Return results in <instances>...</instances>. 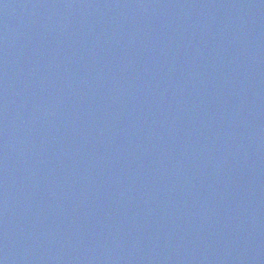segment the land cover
I'll use <instances>...</instances> for the list:
<instances>
[{"label":"water","instance_id":"1","mask_svg":"<svg viewBox=\"0 0 264 264\" xmlns=\"http://www.w3.org/2000/svg\"><path fill=\"white\" fill-rule=\"evenodd\" d=\"M0 264H264V0H0Z\"/></svg>","mask_w":264,"mask_h":264}]
</instances>
